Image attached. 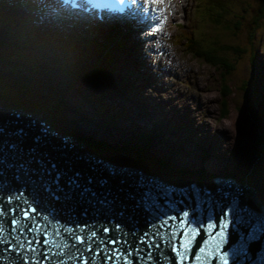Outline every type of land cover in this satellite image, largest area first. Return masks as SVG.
<instances>
[{
    "label": "water",
    "instance_id": "obj_1",
    "mask_svg": "<svg viewBox=\"0 0 264 264\" xmlns=\"http://www.w3.org/2000/svg\"><path fill=\"white\" fill-rule=\"evenodd\" d=\"M0 111H7L0 112V264H180L176 251L185 243L183 264H221L214 250L225 213L221 254L229 264H264V204L248 185L205 171L216 191L196 181L175 188L96 157L83 140L33 113ZM28 207L35 211L25 220ZM14 218L20 223L13 226ZM33 221L39 233L28 231ZM105 248L120 258L107 260Z\"/></svg>",
    "mask_w": 264,
    "mask_h": 264
},
{
    "label": "rangeland",
    "instance_id": "obj_2",
    "mask_svg": "<svg viewBox=\"0 0 264 264\" xmlns=\"http://www.w3.org/2000/svg\"><path fill=\"white\" fill-rule=\"evenodd\" d=\"M25 1L26 0L13 1L10 12L15 11L14 13L26 15L29 20H35L38 24V29L37 26L35 27V32L37 33L35 35L36 38L37 36L40 37L42 33L52 34L56 31H60L63 27H66L58 25L52 21L49 22L42 20L40 18V12L38 10H36L35 8H26V6L24 5ZM208 1L212 2L210 4L215 5H217V3L219 2V0H193L191 6L188 8L190 11L189 21L192 22L191 16H194L196 24L201 22V39L194 35H192L191 37L195 41L199 42L198 45H200V49H203V51H205L206 48H215V50L217 51V55L221 53L220 56H225L227 58V61L224 62L220 69H213L211 66H208L207 64L193 58V52H191L190 46L186 45L184 47L185 43L181 38L186 36L185 33L189 32L190 29L187 30L185 28H182L183 30L180 29L179 31L177 30V28H175L176 35L181 33V36L179 37V39H177L176 37L174 38L171 48L179 58L184 56L183 62L182 60H180V68L181 66H183V68H181V70L183 71V85L181 89L184 90L186 89V87L191 88L189 83H196L191 88L193 89V93L197 94V99L195 98V102L202 103L200 105L201 109H208L207 113H210L211 115L208 117V120H210L209 123L218 126V124H225L228 122L234 127V131L237 134L238 140L235 145L233 144L228 147L226 143L225 149V152L227 154L226 159L233 164L231 170L217 168L215 172L216 165L214 167L209 165V161H211L210 159L212 157L210 150L213 142H218L220 137L221 139L224 138L222 135L220 136L218 134H215V136L213 137V135L205 134L202 131L203 127L208 125V120H206L208 115L199 113L200 118H206L201 121L199 120L197 113L191 111L189 106L186 108V110H184L180 106L178 107V114L179 116H181L179 118L183 119V121L179 123L189 124V119L186 117L190 115L191 118L190 126H182L183 129L186 128L185 133H192V136H195V138L197 137V140L199 141V143H193L197 140L194 138L187 140L186 137L179 136V139H184L187 142L192 141L193 146H199L193 148L190 153L187 152L188 154L184 155H189L190 158H193L194 152L198 151L199 153H201V156H194L195 160H197L196 162H194V164L197 165V168L195 170H193V168L187 169V171H190L189 173H193V176H181L180 174L184 172L182 170L183 165H170L168 166V168H164V164L159 165V163L155 161V159L161 157L159 156V153L158 157L154 154V151L163 149V154L167 156L170 155L173 160L176 153H178V155L182 153L180 149L178 148L177 152L175 151L176 149L167 147L166 145H164L165 147L160 145L154 146V143L152 144L151 142H147L146 139L143 138L147 135L145 132H149V130L143 129L144 127L137 130L134 127V123L140 121L142 117L137 116L130 111H128L130 113L126 112V114L132 115V117L128 119L124 118L123 116L121 117L119 112H125V108L121 107L120 102H115L112 104L109 102L114 98L112 96H115V98L119 97V93L115 95L111 94L112 92H114L113 89L115 88V84L109 86L107 80L103 77L101 79L98 78L97 82L99 84H95V86L91 85L90 83L86 84L81 80L79 82V80L77 79V81H75V85L67 90V88L65 87L68 84V82L66 83V81L70 76L69 74H78L79 76V74L83 75V73H80V71H82L83 69L88 70L86 68V64H84L86 63L87 55L84 54L82 55V57H80L78 55L80 54V52H82L81 49L77 51L70 49L72 47L69 46H73V44H76L73 40H63L62 45L65 46L62 47L63 51H59L60 48L56 45H53L52 43L36 44L30 36L26 34L21 36L18 35L17 39L19 40V42L15 45V47L11 48V54H17L19 49L22 48L27 42V38H30L28 42V49H24V51L32 53L33 51H36V49H38L40 50L42 55H45L47 53L51 55L53 63L56 62L58 64V62L61 61L62 64H66V62L68 61L72 63L75 62L76 64L70 65L69 67H67V65H61L62 71L60 72L57 71V69L50 68V70L52 69V71H50L49 76H47V74H41L40 76L36 75V79H31V85H26L28 90L26 89L24 91H21L22 93L20 92V90L15 89V87L17 86V81L14 78L16 74L8 73V75H5L1 79V73L3 72V70L0 69V102L1 100L4 101V99L7 100V98L15 99L19 102L17 103L18 106L15 104L14 107H9L8 105L3 104L4 107L19 110L23 109L26 112L32 111L35 113H38V110H40L54 122L57 120H62L63 123H66L65 125L69 126V129L63 126H61V128L67 132L74 131L75 135L77 134L76 131H78V127H81L82 130L80 129V131L84 137H79L85 139V141H87L89 145H91V147L93 146L95 148L107 150V154L111 152L118 154L112 148V145L114 144H110L111 147H109V143L111 142L110 140L113 139L115 142L121 140L124 143L125 147L128 144L129 148L131 146H133L134 148L132 149V151H126L128 157L115 155L111 157V160L116 161L121 165H124L125 163H128L129 166L139 164L140 166L146 167L144 169L147 172H154L157 173V175L160 174L164 180H170V182L174 183V185L185 186L189 182L187 181V179H192L191 182H194V175L196 176L199 174H203V176L206 177L204 173L205 171L216 176L225 177H228V174L231 173L234 176L236 175L237 177H240L245 182H249L250 185L254 187V189L259 191L258 193H262L264 192L263 186L256 187L253 183L259 181L264 173H257L254 169H252V167H256V165L264 161V146H262L261 144V136L264 134V112L262 114L260 113L264 111V25L261 26L260 29H256L254 25V23L256 22L255 18H264V8H262L263 2L262 0H220V3H222L223 6L221 7L220 11L222 17L218 19L221 23L220 27H218L216 26V24H211L208 18H203L202 11L206 7ZM200 3H203V6L200 8L202 11L200 9L197 10L199 15L197 18H195V11L192 6L195 7ZM7 10L9 11V8H7ZM1 11L5 13L4 8H2ZM18 25L19 23H16L15 27H18ZM188 25L190 26V24ZM3 26L4 25H0L1 30H3V28L7 30V28L9 27ZM6 32L7 34L5 38L7 41L8 39H11L12 35L8 31ZM68 35L70 38L74 39L73 36L71 37V33H69ZM170 36L172 37V35ZM20 39L23 42H20ZM61 40V38H58L56 40L57 45L61 43ZM75 41L77 40L75 39ZM251 42H253V47H250L248 45ZM32 45L34 46L31 48L30 46ZM187 53L189 54L190 58L189 56H187ZM252 54H255V59L258 58V55L262 56V58H260V60L258 61V64L257 62L252 61L254 59L252 58ZM25 56L21 55V58L18 54L16 60L15 56L11 57L10 63H12L14 70L18 71L21 67L20 64L25 63ZM46 57L48 59H51L48 55ZM33 58L35 59L34 56ZM83 58H86V60H84ZM122 61L123 60H118V62L115 61L114 65L111 62V67L110 65H107V67H110L112 69L113 67L118 65L120 66L119 68H121L122 71L125 72L123 74H125L126 77H129L128 71L134 68L128 66L127 63L124 65ZM185 61H189L191 63V66H193V69L196 70V72H199L200 76H196V74L192 76L193 71H190L187 68L189 67V65L187 67L185 66ZM48 62H51V60H49ZM231 67L234 68V70L230 74L229 70L232 69ZM21 69L25 70V67ZM44 69H46V67ZM222 69L224 70V72ZM111 76L117 78L119 83L122 82V79L118 77L117 73H112ZM82 79L86 78L83 77ZM123 82L125 90H129V92L133 95L138 93L142 94V92H145L146 90L145 83L139 88L142 89L141 92H135L139 89L134 88L131 84H129L128 81L124 80ZM69 84L72 85L71 82H69ZM174 87L176 86L170 87L171 97H173ZM37 89L39 90V92L37 91ZM226 89H228L231 96L227 101V107H223L221 105V90L223 91L222 93H225ZM100 91H102L101 95L99 94ZM189 93L192 94L191 92ZM65 94L68 96L67 98H63ZM13 95H19L21 100H18L19 98H13ZM57 95H62L63 97ZM146 96L148 95L146 94ZM148 97L152 99V96ZM50 101H53V107H49L51 103ZM70 102L76 103L78 107L73 108V105H70ZM124 102L125 101H122V103ZM40 104L43 106L40 107ZM107 108L112 109L108 110ZM222 108L225 111L221 116L222 112L220 111L222 110ZM80 110H85V112H87L83 113L85 115L88 114V116H85L84 119L86 120L89 117V121L86 122L81 117L82 115L79 113ZM256 112L258 113V116L261 114L259 119L255 114ZM144 113H146L144 110L142 112H139V114L141 115H144ZM171 113V117H174V112ZM41 117L43 116L41 115ZM162 118L163 117L154 119L160 120V122L163 123ZM150 123L154 124V127H159V124H161L154 123V121H150ZM147 125L148 124H146L145 126ZM169 125L170 128H173V130L175 131L177 127L176 123H170ZM87 127H89V129ZM147 127L149 129L150 124ZM209 132L212 133L213 131L209 130ZM91 133H97V135L95 136L96 138H94ZM133 135L135 136L134 138ZM225 141H227L226 137ZM141 145H144V148L146 149H144L143 151L147 153V159H144L143 157L139 158L134 154V152L138 150L135 147ZM165 150H167V152H165ZM206 155L209 156H207L206 158ZM148 157L152 158L149 159ZM164 159H166V157H162V160ZM140 160L144 163L138 162ZM157 165H159L160 168L159 166L156 167ZM176 169H178L179 171H176ZM198 169H200L199 172L196 171ZM197 180L199 182L202 181L200 178H197ZM205 183L209 186L213 184V182H211L210 180H207ZM262 202L264 204V199H262Z\"/></svg>",
    "mask_w": 264,
    "mask_h": 264
},
{
    "label": "bare ground",
    "instance_id": "obj_3",
    "mask_svg": "<svg viewBox=\"0 0 264 264\" xmlns=\"http://www.w3.org/2000/svg\"><path fill=\"white\" fill-rule=\"evenodd\" d=\"M2 1H10V0H2ZM2 1H0V10L2 8H4L6 18L2 17L0 15V25H4L3 27H6V26H9V27L7 28V30H5L4 32L1 33V36L5 37L7 34L6 31H8V32L11 31L12 34L11 33L10 34L12 35V38H13L11 40H18L16 37L17 36L16 34H18V35L28 34L29 32H27V30H29L32 27L34 28L33 24H35L37 22L35 20H29L26 17V15H23L20 13L19 14L14 13L15 11L10 12L11 7L9 8V11H8ZM35 1L37 3L39 0H35ZM192 1L193 0H164L165 4L164 5L162 4L163 8H161V13L163 14L165 19L164 18L155 19V16L151 15L146 22L149 24V26H153L154 28L143 26V24L140 21H137V20L132 19V18H127L126 16L118 18V22L120 24L107 23V24H104L102 26H97L95 24H92L91 25L92 27L89 28V30L86 29V27H75L74 31L79 33L78 34L79 39H82L85 42H84V45H81L78 43V41H75V39H73V41L76 44H73V46H69V47H72L70 49H73L75 51L81 49L82 50V52H80L81 55L79 54L78 56L82 57V55L86 54L87 60H86V58H83V59L86 60L88 65H91V62H92L91 66L94 68L98 67L97 63L99 60H101L102 62L99 63L100 69H96L97 71L100 70L98 72H104L107 69H109L111 66L110 67L105 66V65L109 64V61L112 62L114 65L115 61L118 62V60H123L122 63L124 65L127 63L128 66H131L134 68V69H130L128 71L129 77H126L125 74H123L125 72H123L122 69L119 68L120 66L116 65L115 67L112 68V73H117L118 77H120L122 79V82L119 83L118 79L112 77L111 73H110V77L113 81L112 84H115V86H114L115 88L113 89V91L114 92L117 91L116 93L112 92L111 94L115 95V94L119 93V97L115 98V96H112L114 98L112 100H110L109 102L112 104L115 102L118 103L117 100L125 101L124 103L128 104V107L125 108L121 104V107L125 108L126 111L125 112L120 111L119 113H120L121 117L123 116L124 118H127V119L132 117V115H128V114H126V112L130 113L133 111V113L135 115H138L139 112H142V110H140V109L141 108L144 109V111L146 113H144V115H142V119H140V121L134 123V127L137 130L141 129L143 127H144L143 129H148V127L145 126L146 124H148L147 123L148 120L154 121V123H161L160 120H155V119H158L159 117H163L162 121L164 124H162V125L164 127V130L167 131L168 136L170 135V132L173 131L174 133H176L178 135V137L182 136V137H186L187 140L191 139V138H194L197 140V137L195 138V136H192V133H189V134L185 133L184 135H181L177 129H175V131H174L173 128H170V125H169L170 123H176V126L180 125L181 126L180 129H183L182 128L183 125L190 126V120H191L190 115L186 117L189 119V121H188L189 124L179 123V122L183 121V119L179 118L181 116H179V114H178V112H179L178 107L180 106L181 108L186 110V108L189 106L191 111H193L194 113H197V116H198L199 120H201V121L206 119V118H204V119L200 118L199 113H203L205 115H208L206 120H208V117L211 116L210 113H207L208 109H201L200 108V105L202 103L195 102L196 101L195 98L197 99L196 93H193V91H192L191 92L192 94H190L188 91L181 89V87L183 85L182 84L183 71L181 70V68H183V66H181V68H180V64H181L180 60H182V62H183L184 56L179 58L177 56V54H175V52L171 48L172 41L168 38V37H171L170 36L171 34H172L173 40L175 37L177 39H179V37L181 36V33L176 35L175 28H177V29L180 27L185 28V26L187 25L186 21L189 19V16H190V11L188 8L191 6ZM48 2H51L49 6L45 2L41 8H40L39 4H37V7L35 8L36 10H38L40 12V18L42 20L54 22L53 17L48 16L46 18V16L49 13L50 9H52V10L56 9L59 11V9H57V8H60L62 10V13L64 14V18L62 17V18H60V20L66 26H67V24H71L74 22V19L71 16V14L74 11H76L77 8L73 9V7L72 8L68 7V5H69L68 0H66L65 7H64V4L62 3V0H49ZM25 4H26V1H25ZM26 8H29V7L26 6ZM29 11H30V9H29ZM16 23H19L18 27H15ZM195 23H196V21H195ZM183 24H185V25H183ZM159 26H165L166 29L163 30V32H158ZM189 28L191 30L193 28V25L191 24L189 26ZM143 30H145V32L141 35V39H140L138 36H140V33H142ZM74 31H72V32L75 33ZM88 31H90V32H88ZM58 32L59 31H56L52 34L42 33L41 36H43V35H48V36L50 35V37L56 36V38H55V41H56L58 38H60V36L62 37V35H57ZM146 36H147V38H149L148 36H154V38L157 40V42L162 46L161 49H160L159 45H156L155 47H153L152 46L153 41L147 40ZM89 40H91V41H89ZM167 41L169 42L170 48L166 45ZM67 43H69V42H67ZM96 43H97V45H96ZM77 44H79V46ZM100 45L105 46V47L103 48L102 51L99 52ZM92 47H94V52L92 51ZM95 49H96V52H95ZM157 49H159V50H157ZM254 55L252 56V58H254L252 61L257 62V64H258L259 63L258 61L260 60V58H262V56L258 55V58L255 59ZM17 56L18 55L15 56V60H16ZM51 57L52 56H50V58ZM52 62H53L52 58H51V62H48L46 60H42L43 67L47 68V66ZM184 64L186 67L189 65V67H187V68L190 71H193L192 76L194 74H196V76L197 75L200 76L199 72H196V70L193 69V66H191V63L189 61H185ZM0 69H2L3 70L2 73H4L5 70L1 66H0ZM101 69H102V71H101ZM25 71H27V70L23 69V72H25ZM83 77H85V76H83ZM169 77H172V78L170 79ZM124 80L128 81L129 84H131L136 89H139L144 83L146 86L148 85L149 88H148L147 95L150 96L151 91H154V93H156L160 96L159 104L155 103L153 98L151 99L150 97L145 96L148 104L154 105V108L151 107L150 105H145L146 104L145 98L138 97V96H136L137 94L133 95L129 92V90H125V86H124V82H123ZM68 84H69V82H68ZM195 84L196 83H192V82L189 83L191 88ZM171 86H176V87H174L173 97L170 96V87ZM133 87H131V88H133ZM139 90L141 92L142 89H139ZM102 91L99 92L100 95L102 94ZM138 94H140V93H138ZM158 95H156L157 98H159ZM3 104L8 105L9 107L15 106L14 104H10V103L7 104L6 102H4V103L0 102V105L4 106ZM73 104H75V103L70 102V105H73ZM110 107H112V106H110ZM131 107H132V111H131ZM168 107L177 109V110L173 111L175 114L174 117H171L172 113L168 112L166 110ZM21 110H23V109H21ZM165 110H166V112H165ZM128 111H130V112H128ZM29 112L32 113L31 111H29ZM263 112L264 111H262L260 113L262 114ZM37 116L41 117L40 115H37ZM41 118L47 122V120L44 117H41ZM186 118H185V120H186ZM89 119L90 118L88 117V119H86V121H89ZM209 121L210 120H208V125L203 127L202 131L205 134L213 135V137L215 136V134L216 135L218 134L220 136L222 135L224 138V139H221V137H220L218 142H213L211 150H210L212 157L210 159L211 161H209V165L212 167H214L216 165L215 166V172H216L217 168L231 170L233 167V164L229 160L226 159L227 154L225 152V149H226V143H227V147H228V146H231L233 144L235 145L237 140H238L237 134L234 131V127L232 124H229L228 122L225 124L221 123V124H218V126L217 125L215 126V125L209 123ZM87 128L89 129V127H87ZM185 129H184V131H186ZM209 130L213 131V132L211 133V132H209ZM62 131L64 132L65 130L62 129ZM193 131H195V130H193ZM76 132H77L76 135L74 134L75 133L74 131L69 132L68 135H70L72 137H76L78 139L81 138L79 136L84 137L81 132H78V131H76ZM91 134L94 138H96L95 136L97 135V133H91ZM134 137L135 136H133V138ZM225 137H226L227 141H225ZM110 141L111 142L109 143V147H111L110 144H114V145H112V148L118 154H115L112 152L107 154L108 153L107 150H102L101 148L90 149L91 145H89L88 143H86V144H87L90 152L93 155H95L96 157H98L102 160L108 161L110 163L116 164V165H121V164H118L116 161L111 160V157L115 156V155H121V156L128 157L126 154V149H129V147H125L124 143L121 140L115 142L113 139ZM186 143L188 144L187 150H186L185 146L182 145L183 146L182 147L181 145H179L178 148L180 149V151L182 153L180 155H178V153H176L173 160L170 157V155L168 156V161H167V159L162 160V157L165 158V156H164L165 154H163V149H159L156 151L153 150L155 152L154 154L157 157H158V153H159V156H161L160 157L161 159L159 161L156 159H155V161H157V163H161L160 161H163L164 168H168V166H170V165L171 166L172 165L178 166L179 164L183 165L182 170L184 172H182V174H180V175L181 176L182 175L187 176V177L193 176V173H189L190 171H187V169L193 168V170H195L197 168L196 167L197 165L194 164V162L197 161V160H195L194 156H198V155L201 156V153H199L198 151L194 152L193 158H190L189 155L185 156L184 154H188L187 152L190 153L193 148L199 147L196 145L193 146V143H199V141L197 140L196 142H193V143H192V141L191 142L186 141ZM154 146H159V145L154 143ZM130 148H134V147L131 146ZM165 152H167V150H165ZM207 156H209V155H206V158H207ZM146 158H147V153H146ZM148 158L151 159L152 157H148ZM167 164H169V165H167ZM150 165H152V164H150ZM159 165H157L156 167H158ZM122 166H129V164L125 163ZM129 167H134V168H138V169L146 171L144 169L146 167L140 166L139 164L130 165ZM259 167H262V168H259ZM159 168H160V166H159ZM257 168H259V169H257ZM252 169H254L257 173L263 174L264 173V161L261 162L260 164L256 165V167H252ZM176 171H179V170L176 169ZM196 171L198 172L199 169ZM146 173H148V175H150V176H156L158 178H161V180L163 182H168L171 186H173L175 188H185V187L190 186L193 183V182H191L192 179H187V181H189L187 185L177 186V185H174V183L170 182V180H168V181H167V179L164 180L160 174H158L159 175L158 176L157 173H154V172H147L146 171ZM263 176L264 175L261 176V179L259 181L254 182L253 184L256 187L263 186V190H264V178H263ZM228 177H231L234 180L241 182L245 185H248L249 187L254 189V187L251 186L249 182H247V181L242 182L244 180H242L240 177H237L236 175L234 176L233 174L229 173ZM194 178H195V181L197 182L198 187L200 189H203L202 184H204L205 187L211 192H214L217 190L216 184L213 183L212 185L209 186L205 183L207 180H209L207 177L202 178L201 182H199L197 180V178H200L197 175L196 176L194 175ZM254 190H256V189H254ZM258 192L259 191L256 190V193L258 194V196L260 197V199L262 201V199H264V192H262V193H258ZM261 197H263V198H261Z\"/></svg>",
    "mask_w": 264,
    "mask_h": 264
},
{
    "label": "trees",
    "instance_id": "obj_4",
    "mask_svg": "<svg viewBox=\"0 0 264 264\" xmlns=\"http://www.w3.org/2000/svg\"><path fill=\"white\" fill-rule=\"evenodd\" d=\"M1 1V0H0ZM262 2H263V6H262V8H264V0H262ZM210 3H212V2H209L208 1V3H207V5H206V7L203 9V11H202V15H203V18L204 19H206V18H208L209 19V21H210V23L211 24H213V25H215L216 24V26H218V27H220V21L218 20L220 17H222V15H221V13H220V11H221V7L223 6V4L222 3H220V0H219V2L217 3V5H215V4H210ZM224 5H226V4H224ZM202 6H203V3H202ZM205 10V11H204ZM0 15L2 16V17H5L6 18V16H5V13H3L1 10H0ZM252 19V18H251ZM255 23H254V25H255V28L256 29H260L261 28V26H263L264 25V18H261V19H256L255 18ZM206 23V22H205ZM209 23V24H210ZM257 26V27H256ZM258 32V31H257ZM9 33H11V31H9ZM12 34V33H11ZM250 47H253V42H251V43H249L248 44ZM201 47H200V45H197L196 47H194V46H191L190 47V49H191V52H193V58H195L196 60H198V61H200V62H202V63H205V64H207L208 66H211L213 69H220L221 68V66L224 64V62H226L227 61V58L225 57V56H220L221 55V53L219 54V55H217V51L215 50V48H210V49H206L205 51H203V49H200ZM213 49V50H212ZM194 50V51H193ZM205 54V55H204ZM108 65H110L111 66V62L109 61V64ZM23 71V69H19L18 71ZM223 70V69H222ZM234 70V68H232V69H230L229 70V72H230V74L232 73V71ZM98 71H100V70H98ZM101 71H102V69H101ZM223 72H224V70H223ZM222 81H223V79H222ZM23 82H21V81H19V83H18V86H17V88L15 87V89L16 90H20V92L21 91H24L25 89L23 88ZM1 92V91H0ZM223 91L221 90V97H222V100H221V105L223 106V107H227L226 105H227V101L229 100V98H230V96H231V94L229 93V91H228V89H226V92L225 93H222ZM22 93V92H21ZM1 94V93H0ZM5 95H8V94H5ZM16 98V99H18V100H21V98H20V96L18 95V96H16V95H13V98ZM45 99H47V98H45ZM49 99H51V98H49ZM4 102H6L7 104H16L17 105V103H19L17 100H15V99H8L7 98V100H5L4 99ZM51 103H50V105H49V107H53L52 105H53V101H50ZM49 104V103H48ZM18 106V105H17ZM41 106H43V105H41L40 104V107ZM48 108V107H47ZM55 110V109H54ZM224 109L222 108V110L220 111V112H222L221 113V116L224 114ZM32 112V111H31ZM32 113H34V114H36V115H39V113L40 114H42V116L47 120V122L49 123V124H51L54 128H56V129H58V130H60V131H62V128H61V126H57L56 124H58V122L57 121H53L51 118H49L45 113H42L40 110H38V113H35V112H32ZM256 114V116H257V118L259 119V117H260V115L258 116V113L256 112L255 113ZM45 115V116H44ZM41 116V115H40ZM220 116V117H221ZM222 118V117H221ZM80 127H78V132H81L80 131V129H79ZM263 130H264V127H263ZM63 132V131H62ZM65 133L66 134H69V132H67V131H65ZM263 133H264V131H263ZM261 138H262V140H261V144L264 146V134L261 136ZM79 139H82V138H79ZM144 139H146V141L147 142H149L148 140H150V139H147V138H144ZM85 143H88L87 141H85V139H82ZM89 144V143H88ZM126 147H129L128 146V144L126 145ZM137 147V151H135L134 152V154L137 156V157H139V158H144V159H147L146 158V152H144L143 150L145 149L144 148V145L142 146H136ZM135 147V148H136ZM95 147H91L90 149H94ZM96 149V148H95ZM126 149V148H125ZM132 149L133 148H129V149H126V151H132ZM146 150V149H145ZM165 157H166V159L168 160V156L167 155H164ZM156 160H160V158H158V159H156ZM138 162H140V163H144V162H142L141 160L140 161H138ZM162 164H163V161H160ZM161 163H159V164H161ZM201 169V168H200ZM200 169H199V171H200ZM198 171V172H199ZM198 177H200L201 178V180H202V178H204V176H203V174H199V175H197ZM242 182H245V181H242Z\"/></svg>",
    "mask_w": 264,
    "mask_h": 264
},
{
    "label": "snow or ice",
    "instance_id": "obj_5",
    "mask_svg": "<svg viewBox=\"0 0 264 264\" xmlns=\"http://www.w3.org/2000/svg\"><path fill=\"white\" fill-rule=\"evenodd\" d=\"M8 198H10V197H6L5 199H8ZM18 198H20V197H18ZM9 211H15V209H9ZM30 211H35V209H33L31 207H28V208L22 210V215H23V217H24L25 220L28 219L29 212ZM184 216L185 217L187 216V213L186 212L184 213ZM226 217H227V214L226 213L221 217V222H222V229H221V233H220L221 240L217 244L216 249L214 250L215 251V257L214 258L218 259L221 262V264H229L228 254L227 253L221 254V247H220L221 244L224 242V229H226L227 226H228L227 223H226ZM19 223H20L19 219L14 218V219L11 220V224L13 226L14 225H17ZM177 227H183V225H178ZM212 227H215V225H209V228H212ZM19 230L21 232H23L24 225H21V227H20ZM28 231L29 232L39 233L41 231V226L33 221L32 222V226L30 228H28ZM190 231L192 232V236L194 238L195 235L197 234L196 231L194 229H190ZM92 235L94 236L95 233H92ZM185 235H187V232H185ZM174 236H175V233H173V239H174ZM77 239H79V238L77 237ZM89 239H91V236L89 237ZM36 242L39 243L38 240ZM81 242H83V241H81ZM109 242L110 243H116V241H109ZM27 243L29 245H31L33 243V241L32 240H28ZM45 243H51L54 247H57V248L60 247V245L59 244H56L55 241L49 242V241L45 240ZM20 246L22 247L23 245L21 244ZM188 247H189V244L188 243H185L183 245V248L185 249L184 252L176 251V259L180 262V264H183V262L187 260V249H188ZM32 250L35 251V249H32ZM109 251H111L112 254L111 255H108L106 257L107 260H111L113 258H115V259H119L120 258L119 255L117 254L118 250H109L107 248L104 249V252L105 253H108ZM173 251H175V249H173ZM201 251H202V249H201ZM149 258H151V257L149 256ZM196 258L197 259H200L199 256H197ZM124 259L127 260L128 257L125 256Z\"/></svg>",
    "mask_w": 264,
    "mask_h": 264
}]
</instances>
